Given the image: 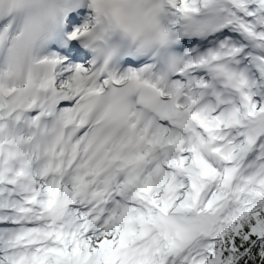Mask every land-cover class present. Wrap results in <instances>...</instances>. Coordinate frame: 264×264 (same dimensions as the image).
<instances>
[{"label": "snow or ice", "instance_id": "obj_1", "mask_svg": "<svg viewBox=\"0 0 264 264\" xmlns=\"http://www.w3.org/2000/svg\"><path fill=\"white\" fill-rule=\"evenodd\" d=\"M0 264H264V0H0Z\"/></svg>", "mask_w": 264, "mask_h": 264}]
</instances>
